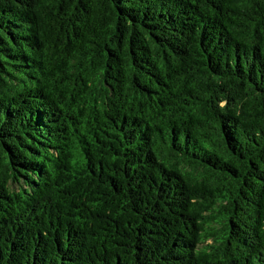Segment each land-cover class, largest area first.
Wrapping results in <instances>:
<instances>
[{"label":"trees","instance_id":"16d2710c","mask_svg":"<svg viewBox=\"0 0 264 264\" xmlns=\"http://www.w3.org/2000/svg\"><path fill=\"white\" fill-rule=\"evenodd\" d=\"M0 264H264V0H0Z\"/></svg>","mask_w":264,"mask_h":264}]
</instances>
